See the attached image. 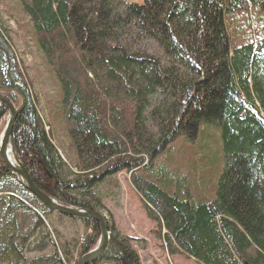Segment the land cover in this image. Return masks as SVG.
Returning <instances> with one entry per match:
<instances>
[{
  "label": "trees",
  "instance_id": "1",
  "mask_svg": "<svg viewBox=\"0 0 264 264\" xmlns=\"http://www.w3.org/2000/svg\"><path fill=\"white\" fill-rule=\"evenodd\" d=\"M33 56L58 90L46 113ZM0 86L22 103L16 157L58 204L98 213L125 173L169 254L264 264V0H0ZM115 229L91 264H141ZM99 235L0 160V264H76Z\"/></svg>",
  "mask_w": 264,
  "mask_h": 264
},
{
  "label": "rangeland",
  "instance_id": "2",
  "mask_svg": "<svg viewBox=\"0 0 264 264\" xmlns=\"http://www.w3.org/2000/svg\"><path fill=\"white\" fill-rule=\"evenodd\" d=\"M120 1L137 5L143 2V0ZM29 68L35 79L34 91L37 93L40 105L44 109L46 102L54 99V96L58 93L57 86L45 77L43 66L37 57L29 64ZM4 121L6 123L7 115L4 117ZM60 133L62 134L63 131ZM101 193L103 208L98 214L107 223L109 237L110 225L116 228L115 231L130 237L141 264H196L179 253L169 254L164 245L154 237L151 232L153 224L142 211L140 198L130 186L127 174L118 173L109 179L101 187ZM63 226H67L66 229H63V232L69 234L71 232L69 225L65 224Z\"/></svg>",
  "mask_w": 264,
  "mask_h": 264
},
{
  "label": "water",
  "instance_id": "3",
  "mask_svg": "<svg viewBox=\"0 0 264 264\" xmlns=\"http://www.w3.org/2000/svg\"><path fill=\"white\" fill-rule=\"evenodd\" d=\"M0 101L5 104L8 110L7 121L0 137V157L2 161L11 172L20 177L26 189L29 190L49 211L57 212L68 217L93 220L99 224L100 238L97 246L88 253L83 254L78 259L76 264H86L88 262H93L99 259L105 252L109 240L107 227L102 217L98 213H92L83 209L69 208L57 204L54 199L45 195L42 191L34 186L23 165L18 161L14 153L12 154V161H8L9 159L6 157V153L8 151V148L10 149V151L12 150L11 129L19 108L14 109L12 105L1 96V92Z\"/></svg>",
  "mask_w": 264,
  "mask_h": 264
},
{
  "label": "bare ground",
  "instance_id": "4",
  "mask_svg": "<svg viewBox=\"0 0 264 264\" xmlns=\"http://www.w3.org/2000/svg\"><path fill=\"white\" fill-rule=\"evenodd\" d=\"M144 1V0H143ZM143 3V2H142ZM248 5H249V2H248ZM13 39H14V41H15V44H16V47L18 48V50H19V52L21 53L22 52V50L24 49L23 47H22V44L18 41L19 40V38L17 37V36H13ZM18 56H20V55H18ZM26 56V59H25V61H28L29 59H30V56L28 57V55H25ZM33 58L35 59V57L33 56ZM24 65V64H23ZM25 67H28L27 68V71H28V77H29V79H30V81H31V87H32V90L34 91L35 90V88H34V85H35V79H34V76L30 73V68H29V64L26 66V65H24ZM43 70H44V75H45V77L48 79H50L52 82H54L53 81V77L50 75V73L49 72H47V70H46V68L44 67L43 68ZM0 92H1V96L8 102V103H10L11 105H12V107L14 108V109H18L19 108V110H20V108H21V106H22V103H21V106L19 107H16V106H14L8 99H6L5 97H4V95H3V92H11V90L10 89H7V88H5V87H3V86H0ZM37 94V93H36ZM39 99V98H38ZM52 100H54V102H55V100H56V96H54V99H52ZM51 100V101H52ZM51 101H47L46 102V105L47 104H49V103H51ZM1 102V101H0ZM1 103H3V102H1ZM39 103H40V101H39ZM4 104V103H3ZM5 105V104H4ZM45 105V106H46ZM6 107V106H5ZM41 107H42V105H41ZM19 110H18V112H19ZM44 111H45V113H46V108H44ZM18 114V113H17ZM6 115L8 116V110H7V108H6ZM17 116V115H16ZM16 118V117H15ZM15 120V119H14ZM14 123V122H13ZM6 124V123H5ZM5 127V126H4ZM1 134V133H0ZM14 153V155L16 156V154H15V151H14V149H13V145H12V150L10 151V149L8 148V151H7V153H6V157L9 159L8 161H12V154ZM17 158V157H16ZM0 160H1V162L4 164V162L2 161V159H1V157H0ZM5 165V164H4ZM5 167H6V165H5ZM7 168V167H6ZM8 169V168H7ZM9 170V169H8ZM136 170H138V169H136ZM10 171V170H9ZM11 172V171H10ZM11 173H13V172H11ZM14 174V173H13ZM15 176H17L16 174H14ZM18 177V176H17ZM19 179H20V177H18ZM21 180V179H20ZM109 180V179H108ZM107 180V181H108ZM22 181V180H21ZM106 181V182H107ZM105 182V183H106ZM22 183H23V181H22ZM104 183V184H105ZM24 184V183H23ZM24 187H25V185H24ZM26 188V187H25ZM38 189V188H37ZM27 190V189H26ZM40 190V189H39ZM27 191H29V190H27ZM41 191V190H40ZM30 192V191H29ZM31 193V192H30ZM32 194V193H31ZM33 195V194H32ZM34 196V195H33ZM35 197V196H34ZM36 198V197H35ZM37 199V198H36ZM38 200V199H37ZM140 200V199H139ZM39 201V200H38ZM40 202V201H39ZM41 203V202H40ZM140 203H141V200H140ZM42 204V203H41ZM43 205V204H42ZM143 212H144V209L142 210ZM109 241V240H108ZM108 245V244H107ZM106 251V250H105ZM105 253V252H104ZM104 253L102 254V256L104 255ZM101 256V257H102ZM101 257L99 258V259H97V260H95V261H93V262H88V263H86V264H91V263H94V262H96V261H98V260H100L101 259Z\"/></svg>",
  "mask_w": 264,
  "mask_h": 264
}]
</instances>
